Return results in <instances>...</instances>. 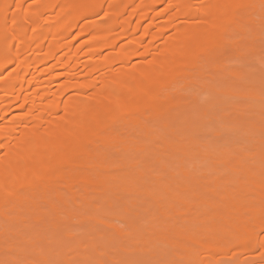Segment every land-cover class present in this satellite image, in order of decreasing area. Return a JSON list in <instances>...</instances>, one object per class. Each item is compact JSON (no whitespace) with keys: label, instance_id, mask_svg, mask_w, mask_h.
Instances as JSON below:
<instances>
[{"label":"bare ground","instance_id":"6f19581e","mask_svg":"<svg viewBox=\"0 0 264 264\" xmlns=\"http://www.w3.org/2000/svg\"><path fill=\"white\" fill-rule=\"evenodd\" d=\"M256 24L264 26V0H0V220L41 222L46 212L55 221L69 218L70 203L88 210L90 197L108 192L117 200L132 195L134 204L143 196L162 208L164 199H176L167 176L109 154L159 149L182 155L187 180L189 157L230 173L206 181L200 194L191 185L203 178L182 182L192 193L186 208L195 206L203 218L195 230L133 223L135 243L196 241L206 264H218L223 253L233 264H264V153L254 165L249 152L235 155L232 145L214 151L176 135L169 123L191 116L187 91L205 94L215 90L216 76L239 77L224 52H252ZM246 95L256 105L262 100L256 90ZM158 123L169 131L162 134ZM90 217L120 234L107 216Z\"/></svg>","mask_w":264,"mask_h":264},{"label":"rangeland","instance_id":"374dc122","mask_svg":"<svg viewBox=\"0 0 264 264\" xmlns=\"http://www.w3.org/2000/svg\"><path fill=\"white\" fill-rule=\"evenodd\" d=\"M258 26L256 24L254 34L252 33L251 37L252 52L243 51L245 55L242 53L241 56L234 53L230 48L224 52L228 65L230 64L232 69L238 72L239 77L234 79L230 74H227V77L216 76L215 79L210 80L215 90L205 91V94L204 90L198 87H194V91H187L189 100L193 101V105L198 107V110L193 106V109L191 107L193 112L191 110V113L185 112L190 113L191 116L183 113L184 116H176L174 119L176 122L174 120L173 123L169 121L170 129H176V135L181 136V138L183 135V138L188 135L193 138L196 137L197 141L194 139L196 144L198 142L199 145H204L202 143L206 142L211 149L214 147L213 150H217V152L221 148H231L232 145L233 154L236 152L235 155L240 152L238 155L241 156L243 151L246 154L249 152L252 155H250L252 158L249 160L254 165L261 163V153H264V26L260 24ZM245 40L247 39L245 38ZM227 62L225 61L226 64ZM232 87L236 91V96L230 95V90H233ZM251 90H256L257 94H261L262 100L259 105H256L255 101L246 95ZM158 124L159 130L163 129L160 131L162 134L169 131V127L164 129V125L161 128V123ZM257 149L260 150L259 155H255V153L258 154ZM139 152L113 149L110 150L109 154L112 159H116L119 163H133L138 160L141 164L140 170L143 164L146 167H148L147 164H150L149 171L154 168L151 171L152 175L167 176L165 180L171 182L167 185H170L176 199H164L163 207L160 208V203L149 201L148 198L146 201V197L144 199L143 196L137 197L138 205L137 202L136 204L130 202V199L133 198L134 200L132 195L120 193L121 200H117L114 195L118 194L108 192L106 193L107 196L109 195L108 198L106 194L102 197L97 195L98 199L95 198V195L90 197L92 205L89 208L91 211L89 208V211L86 209L87 206L80 208L70 203L66 210L71 212L73 216L56 218V221L58 219L57 222L53 215L48 212L44 214V220L41 222L28 218L25 223L20 222L19 225L18 223L0 220V231L2 233L5 231L3 235H6L0 241V264H33V262L34 264L36 262L37 264H44V262L45 264L46 262L47 264H206L205 254L200 252L198 242L185 241L181 247H176L157 241L154 242V245L153 243L150 245L151 248L149 245L146 247L147 249L141 248L135 243L137 235L131 226L133 223H138L141 229H148L151 228L148 226L151 224L152 228L154 227L156 230L159 228L160 230V227L172 225L179 228L188 227L192 229L191 231L195 230L197 226L201 225L198 220L203 218L197 216L196 210L198 209L195 206H193L192 211L186 208L184 200L187 198L186 196L191 197L192 193L182 191L186 189L182 182L188 181L189 184L192 180L195 181L199 178L202 180L203 178L202 181H205L201 183L203 189L200 184L197 185L198 183L191 185L195 189L194 191L198 189L197 194H200L207 188L204 185L208 186L206 181H211L217 174L226 177L230 173V171L228 173L229 169L227 170L225 167L227 172L225 173L224 167L223 169L220 168L222 165H215L211 159L209 162V159H202L203 157L197 156L198 159H194V157L193 159L190 157L183 158V162L188 166L191 175L187 180L180 172L182 155L179 154V159L177 153L175 155L173 152L174 156H172L169 155V153L171 154L170 151L164 152L159 149H154L152 152ZM158 158L161 161L160 159L158 161ZM162 163L167 170H163ZM137 168L139 170V167ZM197 168L198 171H196ZM128 169L131 170L130 167ZM134 171H137L136 168ZM171 173L174 176H171ZM157 187L161 188L162 186ZM179 196L182 198L180 199ZM105 198L106 200H104ZM126 206H128V210H126ZM94 214L107 216L109 222L120 231V234L92 219L90 216ZM8 247L11 249H7ZM118 255L119 257L121 255L122 261ZM40 257L44 259H39ZM215 260L218 264H233L234 262L232 255L226 253L220 254Z\"/></svg>","mask_w":264,"mask_h":264}]
</instances>
